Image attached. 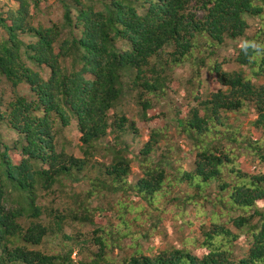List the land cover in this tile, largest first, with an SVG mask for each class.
I'll list each match as a JSON object with an SVG mask.
<instances>
[{"label": "trees", "instance_id": "trees-1", "mask_svg": "<svg viewBox=\"0 0 264 264\" xmlns=\"http://www.w3.org/2000/svg\"><path fill=\"white\" fill-rule=\"evenodd\" d=\"M57 1L61 17L47 27L33 25L39 0H18L19 9L8 18L0 14V28L6 33L0 40V84L4 78L17 93L6 104L0 99V129L18 135L13 151L19 157L16 162L1 150L9 148L0 133V264H264V172H243L233 151L221 145L223 133L218 132L221 127L226 132L231 128V114L251 110L256 119L250 126L264 132V84L253 82V78L264 80V57L250 62L239 48L233 58L222 61L215 50L200 57L228 40L264 41V0ZM249 19L260 20L252 37ZM186 63L197 73L207 68L216 83L207 99L173 117L186 144L192 146L182 153L185 161L197 150L193 170L180 173V180L196 193L173 202L197 206L198 213L205 215L206 206L212 205L211 196L218 207L209 225H202L201 241L194 243L199 255L180 249L156 256L138 252L117 260L109 254L112 244L105 240L103 227L93 232L97 250L91 258L82 257L91 253L89 247L79 262L72 260L75 250L71 248L59 256L36 250L49 237L74 241L66 229L72 223L94 221L82 201H76V209H63L55 203L79 197L74 191L82 182L92 183L87 199L102 191L127 195L136 190L147 202L155 203L166 194L169 160L162 153L166 160L158 164L160 170L149 165L163 134L151 125L149 96L163 94L169 86L168 70ZM229 64L240 69L228 70ZM44 68L50 71L47 80L39 72ZM244 68H249V74ZM21 85L29 87V95L18 93ZM128 85L136 93L141 119L151 131L138 157L145 177L134 188L127 182L132 160L124 138L138 130L125 116L116 115L112 120L110 116L125 98ZM73 120L81 134L80 158L62 147L58 150L59 133ZM110 135L109 163L96 162L101 151L98 144ZM263 142L240 141L246 150L254 149L253 159L261 164ZM97 167L103 173L95 180L87 177L89 169ZM213 183L215 190L206 192ZM171 185L166 184L168 189ZM46 196L56 200L40 205L39 200ZM128 208L121 206L123 213L117 214L126 226L125 216L133 212ZM226 214L230 217L223 222ZM128 236L121 239L130 240L127 244L131 245ZM243 241L249 249L240 257L237 251ZM87 242H81V249Z\"/></svg>", "mask_w": 264, "mask_h": 264}, {"label": "rangeland", "instance_id": "rangeland-1", "mask_svg": "<svg viewBox=\"0 0 264 264\" xmlns=\"http://www.w3.org/2000/svg\"><path fill=\"white\" fill-rule=\"evenodd\" d=\"M19 7L18 0H0V14L4 18H8L9 13L16 11ZM59 7L60 5L57 0H39V9L36 17L33 19V25L36 27L40 25L47 27L51 23H55L62 14ZM259 22L260 20L258 19H249L250 30L248 34L250 37L255 34ZM4 35H6L5 31L0 28V40ZM239 41L234 42L228 40L222 47L215 46L212 49L205 50L200 57H205L211 51L215 50L216 57L220 61L224 58H233L239 48ZM213 57V59L216 58L215 55ZM226 69L237 70L240 67L229 64L226 66ZM244 71L247 74L250 72L249 68H244ZM39 72L43 79L47 80L50 77V71L48 69L44 68ZM167 76V84L169 86L165 89L164 93L159 96H149L153 106L152 112L149 113L150 117H152L151 125L163 132L162 139L159 142V149L152 154L153 156L151 157L149 165L153 170L155 168L160 170L158 164H163L166 160L161 158L162 153L169 160L170 164L166 167L167 176L164 177L166 194L164 195L163 193L162 196L158 197L155 203H149V200L147 202L141 195H138L136 190L128 192L127 195H112L108 193L109 191H102L97 194L98 196H91L87 199V193L92 188V183L89 181L82 182V184L76 185L74 191L79 197H70L69 200L65 198L63 200L57 199L55 203L56 206L59 204L63 209L65 207L76 209V201L84 202L85 206L90 210L92 220L94 219L92 221L93 223L90 222V224L86 225L72 223L66 229V234L73 236L74 241L68 242L62 239L61 236L49 237L36 250L47 255L59 256L61 254L65 255L67 253L66 251L71 248L75 250L72 254V260L79 262V260H82L81 255L85 252V247H89L91 250L90 256L84 254L82 257L86 258L88 256L87 259L89 257L91 258L92 253L97 250L92 240L94 236L93 232L100 231L101 227H103L107 232L104 234L102 231L101 233L104 234L105 240L110 239V243L112 244V251L109 254L117 260L129 257L138 252L147 256H156L160 252L180 249H187L193 254L199 255V251L195 249L194 243H197L196 241L198 239V242L201 241L202 225H209L213 211L215 207L217 209L218 207L211 196L209 200V193L205 194L208 196V200L212 202V205L206 206L205 215L198 213L197 206L173 202L177 197L183 200L187 197H192L196 193L186 182L184 183L180 180V173L181 171L193 170L197 154V150H192L188 160L185 161L183 158L182 153L188 151L192 146L191 144H186L187 138L180 134V130L174 124L173 117L176 115L179 116L181 111L185 112L190 110L200 100L207 99L208 94L216 83L213 82L214 80L207 68L197 73L190 63L168 70ZM253 82L264 84V80L262 79L257 81L253 78ZM126 92L125 98L110 113V116L111 120L116 115L125 116L129 122L135 123L138 130L137 134L128 133L124 138L126 145L130 147L128 156L132 160V172L127 182L134 188L138 181L145 177L138 157H140L139 152L144 147V144L149 141L151 131L149 126L141 119L142 108L139 106L136 100V93L132 91L130 85H128ZM18 93L23 96L29 95V87L27 85H21ZM16 94L6 80L2 78L0 84V99L3 102L2 104L12 101ZM255 119L256 116L252 110L247 112V114H231L229 119L231 128L226 132L225 127H221L222 130L219 128L218 131L223 133L219 136L221 145H225L233 151L236 156V165L238 164V167L247 173L264 172V164H261L259 160L253 159L252 150L254 149L246 150L243 143H240L242 138L250 139L252 142H257L259 139L264 140V132L253 130V127L249 124L250 121ZM0 133L2 141L7 143L9 148L7 150L1 147V150L6 151L16 162L19 161L18 155L13 151V146L18 143V135L7 128H1ZM80 137L81 134L77 128V123L73 120L70 126L59 133L58 150H62V147L67 154L80 158L82 156L80 151ZM237 138H239L237 144L233 143V140ZM111 140L112 136L110 135L98 144L101 151L96 157V162L101 164L104 162L109 163L112 155L107 154L106 148ZM89 170L86 173L87 177L94 180L103 173L99 167L95 170ZM169 183L172 185L168 189L166 184ZM215 187L216 184L213 183L212 187L208 188L206 192L214 191ZM54 200L46 196V199L39 200V204L46 206L47 203H52ZM121 206H127V208L129 207L128 209L133 210L132 213L125 216L128 222L127 226L117 216L118 211L123 213L120 209ZM219 211L221 212L220 208ZM228 215L226 214L227 217H223V222L230 217ZM45 218L48 220L47 217ZM126 234H129L128 237L132 239L131 245L127 244V241L130 240L121 239ZM85 240H88V242L84 246V249H81L82 245L80 244ZM116 243L120 247L113 245H116ZM238 249L239 252L237 251V253L241 257L244 253L248 252V243L243 241L240 243Z\"/></svg>", "mask_w": 264, "mask_h": 264}, {"label": "clouds", "instance_id": "clouds-1", "mask_svg": "<svg viewBox=\"0 0 264 264\" xmlns=\"http://www.w3.org/2000/svg\"><path fill=\"white\" fill-rule=\"evenodd\" d=\"M241 54L248 61H255L257 57H264V41L255 39H240L238 44Z\"/></svg>", "mask_w": 264, "mask_h": 264}]
</instances>
